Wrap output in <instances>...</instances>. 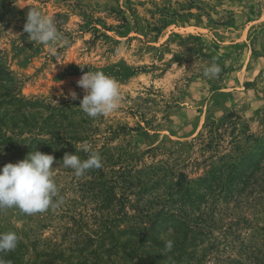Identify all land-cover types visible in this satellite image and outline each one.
Segmentation results:
<instances>
[{"label": "rangeland", "instance_id": "374dc122", "mask_svg": "<svg viewBox=\"0 0 264 264\" xmlns=\"http://www.w3.org/2000/svg\"><path fill=\"white\" fill-rule=\"evenodd\" d=\"M32 8L53 19L59 41L28 39L23 28ZM213 62L221 72L209 79L203 71ZM6 68L12 80L0 92L11 87L26 101L43 100L45 107L31 112L38 121L52 108H65L67 121L87 135L78 147L87 142L101 158L100 168L81 176L54 159L58 192L45 212L0 211L1 229L32 228L63 247L69 242L62 234L76 230L84 242L94 238L89 249L103 252L102 240L111 238L103 231L105 219L122 206L129 215H137L135 207L167 211L180 172L195 179L211 160L233 156L243 126L247 135L264 139V0H0V71ZM88 71L103 72L120 86V106L109 116L91 118L79 108L85 92L77 81ZM13 107H2L6 121ZM229 121L204 148L209 129ZM88 155L83 151L80 159ZM8 161L0 155V168ZM103 186L119 201L105 206ZM199 202L212 225L203 264L239 258V242L264 227V198L222 193ZM118 229L124 225L112 228L119 243L97 264H141L144 250L126 256Z\"/></svg>", "mask_w": 264, "mask_h": 264}, {"label": "trees", "instance_id": "16d2710c", "mask_svg": "<svg viewBox=\"0 0 264 264\" xmlns=\"http://www.w3.org/2000/svg\"><path fill=\"white\" fill-rule=\"evenodd\" d=\"M11 73L9 70L0 71L1 86L5 87L12 80ZM42 103L41 99L26 101L15 88L6 87L0 92V151L3 150L0 155L9 163H17L34 151L53 155L60 162L66 154H75L79 158L83 154L77 143L87 138L85 131L67 121L69 116L65 108H52L53 112L42 116L40 121L36 120L31 112H40V108L45 107ZM12 104L14 110L6 121L2 107ZM230 117L231 114H227L225 121ZM231 123L221 122L212 126L204 148H211L213 139L221 136L219 130ZM242 130L244 137L233 141V156L226 153L211 160L209 169L195 179H188L184 172L177 175L171 182L172 191L166 202L174 209L169 207L167 211L142 213L139 207H135L137 215H129L122 210V206L113 217L105 219L103 231L111 238L102 240L103 247L104 242L107 243L103 252L101 248L89 249L87 245L93 243L94 238L84 242L76 230L62 234L61 240L69 242L63 247L55 238H46L32 228L23 232L0 228V233L14 232L18 236L16 249L0 253V259L5 264H97L103 253L113 251L119 243L112 228L120 223L124 229H118L116 233L123 234L124 239L119 247L129 257H133L139 248L144 250L141 264H203L206 257L204 251L208 247L204 244L211 236L212 225L208 222L209 215L205 209L200 208L199 199L204 200L208 195L217 198L222 193L226 194V198L237 200L245 196H252L254 202L264 198V139L247 135V126H243ZM13 159L16 161L13 162ZM111 189L103 188L107 197L105 206L119 201ZM77 223L74 220L73 226ZM67 229L72 231L73 228ZM168 240L173 241L171 251L165 248ZM237 247L239 258L221 259L214 264H264V227L258 229L247 242L240 241Z\"/></svg>", "mask_w": 264, "mask_h": 264}, {"label": "clouds", "instance_id": "9594fccd", "mask_svg": "<svg viewBox=\"0 0 264 264\" xmlns=\"http://www.w3.org/2000/svg\"><path fill=\"white\" fill-rule=\"evenodd\" d=\"M23 32L28 34L30 41L45 45L61 39L53 19L42 15L36 8L28 11ZM220 72V66L213 62L204 68L203 75L214 79ZM77 85L85 92L79 108L88 117L109 116L118 110L121 91L113 78L100 71H88L80 77ZM70 95L73 100L79 99L75 92ZM81 150L89 154L88 158L81 160L75 154H66L63 158L64 167L73 169L77 176H81L90 169L102 166L99 154L91 150L89 143L84 142ZM53 161V155L34 151L29 152L23 160L7 163L0 168V211L18 208L21 212L32 215L43 213L54 206L58 188L52 178ZM17 245L16 233H0V253L14 251ZM165 248L171 251L173 241H166ZM0 264H5V261L0 259Z\"/></svg>", "mask_w": 264, "mask_h": 264}]
</instances>
